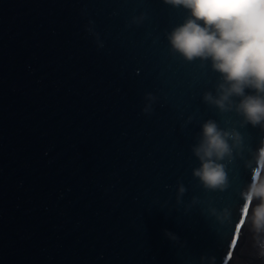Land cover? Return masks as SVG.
<instances>
[{
	"label": "water",
	"instance_id": "1",
	"mask_svg": "<svg viewBox=\"0 0 264 264\" xmlns=\"http://www.w3.org/2000/svg\"><path fill=\"white\" fill-rule=\"evenodd\" d=\"M186 16L163 0H0V264L260 263L246 224L235 232L244 160L224 192L192 174L200 125L241 118L203 102L219 77L210 63L170 52L165 33ZM239 130L253 149L264 137ZM210 207H230L231 223Z\"/></svg>",
	"mask_w": 264,
	"mask_h": 264
},
{
	"label": "clouds",
	"instance_id": "2",
	"mask_svg": "<svg viewBox=\"0 0 264 264\" xmlns=\"http://www.w3.org/2000/svg\"><path fill=\"white\" fill-rule=\"evenodd\" d=\"M173 8L187 10L183 23L165 33L170 52L187 62L199 60L200 67H207L219 74L214 92L205 91L202 100L220 114L235 113L241 119L239 128L250 125L264 131V0H163ZM146 13L132 17L130 24L140 25ZM89 21L86 31L96 39L98 48L103 42ZM142 113L151 115L158 97L145 93ZM194 117L189 116L185 126ZM230 123L226 121V124ZM237 126L221 127L214 119L200 125L191 146L199 167L193 177L208 191L224 192L230 187L228 165L239 157L251 173V180L241 189L242 212L247 215L244 224L251 234L250 256L264 264V137L253 149L246 144L244 134ZM247 151L248 156L243 153ZM187 189L177 181V204ZM193 197L191 205L198 203ZM189 205V207H191ZM209 214L220 223H231L232 209L210 207ZM165 235L178 239L172 233ZM201 264H216V257L202 255Z\"/></svg>",
	"mask_w": 264,
	"mask_h": 264
},
{
	"label": "snow or ice",
	"instance_id": "3",
	"mask_svg": "<svg viewBox=\"0 0 264 264\" xmlns=\"http://www.w3.org/2000/svg\"><path fill=\"white\" fill-rule=\"evenodd\" d=\"M246 215H247V212H246V210H245V211H243V218H241V219L239 220V223H238L237 226H236L235 232H236L237 234L240 232L241 228H242L243 225H244V219H245ZM231 244H232L233 247H235V245H236V240H235V239L232 240V241H231Z\"/></svg>",
	"mask_w": 264,
	"mask_h": 264
},
{
	"label": "bare ground",
	"instance_id": "4",
	"mask_svg": "<svg viewBox=\"0 0 264 264\" xmlns=\"http://www.w3.org/2000/svg\"><path fill=\"white\" fill-rule=\"evenodd\" d=\"M254 262H257V261H256V259H255V261H254ZM259 262H260L259 264H261V261H260V260H259Z\"/></svg>",
	"mask_w": 264,
	"mask_h": 264
}]
</instances>
